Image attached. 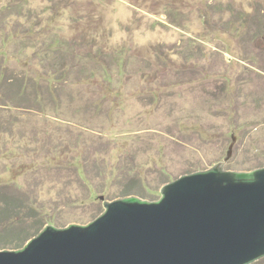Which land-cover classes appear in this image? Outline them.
Returning a JSON list of instances; mask_svg holds the SVG:
<instances>
[{
	"label": "rangeland",
	"instance_id": "rangeland-1",
	"mask_svg": "<svg viewBox=\"0 0 264 264\" xmlns=\"http://www.w3.org/2000/svg\"><path fill=\"white\" fill-rule=\"evenodd\" d=\"M220 163L264 167V0H0V251Z\"/></svg>",
	"mask_w": 264,
	"mask_h": 264
},
{
	"label": "water",
	"instance_id": "water-1",
	"mask_svg": "<svg viewBox=\"0 0 264 264\" xmlns=\"http://www.w3.org/2000/svg\"><path fill=\"white\" fill-rule=\"evenodd\" d=\"M229 148L225 163L233 153ZM104 201L87 225L47 226L0 264H253L264 260V167L224 163L166 184L159 201Z\"/></svg>",
	"mask_w": 264,
	"mask_h": 264
},
{
	"label": "trees",
	"instance_id": "trees-1",
	"mask_svg": "<svg viewBox=\"0 0 264 264\" xmlns=\"http://www.w3.org/2000/svg\"><path fill=\"white\" fill-rule=\"evenodd\" d=\"M8 211H9V210L5 209V210H3V211L0 213V215H1V217H0V222L3 223L5 220H7V223H8V222L11 220L10 218H11L12 215L10 216V212L8 213ZM11 221H12V220H11ZM43 230H44V229H43ZM43 230H41L37 235L32 236L28 241L25 242L24 245H18L17 247H15V248H13V249H14V250H20V249L24 248L25 245H26V243H28L32 238L38 236Z\"/></svg>",
	"mask_w": 264,
	"mask_h": 264
}]
</instances>
